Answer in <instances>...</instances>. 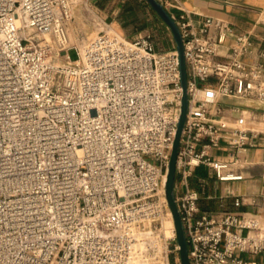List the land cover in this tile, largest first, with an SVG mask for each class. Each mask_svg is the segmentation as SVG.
Segmentation results:
<instances>
[{
    "label": "built area",
    "instance_id": "built-area-1",
    "mask_svg": "<svg viewBox=\"0 0 264 264\" xmlns=\"http://www.w3.org/2000/svg\"><path fill=\"white\" fill-rule=\"evenodd\" d=\"M73 6L0 0V264H182L174 226L163 231L182 101L175 42L128 38L87 0L103 27L75 43ZM169 13L187 72L174 195L190 264H264V193L233 197L255 211L212 214L191 184L200 166L243 178L238 159L212 150L244 153L264 133L248 125L264 123V42L221 18Z\"/></svg>",
    "mask_w": 264,
    "mask_h": 264
},
{
    "label": "crops",
    "instance_id": "crops-1",
    "mask_svg": "<svg viewBox=\"0 0 264 264\" xmlns=\"http://www.w3.org/2000/svg\"><path fill=\"white\" fill-rule=\"evenodd\" d=\"M169 12L187 10L190 17L199 23L205 17L221 18L232 23L237 30L251 32L255 41L264 42V0H158ZM95 8L112 26L123 35L133 38L138 34L151 32L157 46L171 47L172 34L145 0H92ZM136 5H140L137 9ZM162 43V44H161ZM165 43V44H164ZM228 102H234L226 99ZM249 126L263 128L264 123H248ZM216 159H238L241 165L238 171L243 178L233 181H218L204 166L197 167L191 178L193 187L200 191V206L212 214L227 211H255L247 204L235 205L233 197L237 195H260L264 193V180L261 178L264 161V133L258 144L244 153H234L224 141L212 150ZM204 178L205 185L200 186L197 178Z\"/></svg>",
    "mask_w": 264,
    "mask_h": 264
},
{
    "label": "water",
    "instance_id": "water-1",
    "mask_svg": "<svg viewBox=\"0 0 264 264\" xmlns=\"http://www.w3.org/2000/svg\"><path fill=\"white\" fill-rule=\"evenodd\" d=\"M148 5L153 9V11L158 15V17L165 23V25L169 28L173 40L175 42L176 50L179 58V68H180V80L182 86V101H181V111L177 124V130L175 134V138L173 141L170 159L168 163V170L165 181V197L168 204V207L171 212V216L174 223L175 233L177 243L179 245V255L182 264H190L189 256H188V247L186 242V237L184 234L182 222L180 219L179 211L175 202L174 195V181H175V170H176V160L178 155V150L180 147V137L182 133V129L184 126L187 106H188V97H187V72H186V63L183 53V43L181 33L179 31L176 22L171 17L169 11L165 8V6L158 0H145Z\"/></svg>",
    "mask_w": 264,
    "mask_h": 264
},
{
    "label": "rangeland",
    "instance_id": "rangeland-1",
    "mask_svg": "<svg viewBox=\"0 0 264 264\" xmlns=\"http://www.w3.org/2000/svg\"><path fill=\"white\" fill-rule=\"evenodd\" d=\"M86 1L87 0H73V18L68 24V32L71 40L75 43L84 44L87 39L95 36L99 29L103 27L96 15L85 9ZM88 4L92 5L94 10H96L92 0H88ZM106 22L108 21L106 20ZM112 27L122 34L118 28L115 26ZM164 46L166 47V45H163L160 46V48H163ZM68 54L71 59H75L77 57L76 50L73 48L68 51ZM199 85H203V82H199ZM245 257L248 258V256Z\"/></svg>",
    "mask_w": 264,
    "mask_h": 264
},
{
    "label": "bare ground",
    "instance_id": "bare-ground-1",
    "mask_svg": "<svg viewBox=\"0 0 264 264\" xmlns=\"http://www.w3.org/2000/svg\"><path fill=\"white\" fill-rule=\"evenodd\" d=\"M81 44V43H79ZM83 45V44H82ZM163 231L166 235H169L172 232L174 223H173V219L171 216H169L167 219H165L164 223H163Z\"/></svg>",
    "mask_w": 264,
    "mask_h": 264
},
{
    "label": "trees",
    "instance_id": "trees-1",
    "mask_svg": "<svg viewBox=\"0 0 264 264\" xmlns=\"http://www.w3.org/2000/svg\"><path fill=\"white\" fill-rule=\"evenodd\" d=\"M143 1V0H142ZM136 8L139 9L140 8V5H136Z\"/></svg>",
    "mask_w": 264,
    "mask_h": 264
}]
</instances>
